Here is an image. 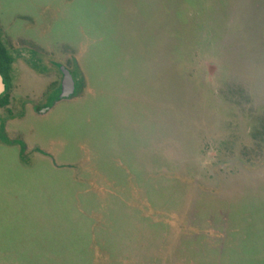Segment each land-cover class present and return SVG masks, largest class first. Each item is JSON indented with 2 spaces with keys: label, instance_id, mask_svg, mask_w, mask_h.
<instances>
[{
  "label": "rangeland",
  "instance_id": "374dc122",
  "mask_svg": "<svg viewBox=\"0 0 264 264\" xmlns=\"http://www.w3.org/2000/svg\"><path fill=\"white\" fill-rule=\"evenodd\" d=\"M0 38V264H264V0H0Z\"/></svg>",
  "mask_w": 264,
  "mask_h": 264
},
{
  "label": "water",
  "instance_id": "95a60500",
  "mask_svg": "<svg viewBox=\"0 0 264 264\" xmlns=\"http://www.w3.org/2000/svg\"><path fill=\"white\" fill-rule=\"evenodd\" d=\"M59 71H60V85H59V93L56 96V100H61V99H68L74 95L75 92V81L73 79V76L68 68H66L63 65L59 66ZM5 90V82L3 81V77L0 74V95L4 92ZM48 107H40L38 109V112L44 113L47 111Z\"/></svg>",
  "mask_w": 264,
  "mask_h": 264
},
{
  "label": "trees",
  "instance_id": "16d2710c",
  "mask_svg": "<svg viewBox=\"0 0 264 264\" xmlns=\"http://www.w3.org/2000/svg\"><path fill=\"white\" fill-rule=\"evenodd\" d=\"M11 63H12V57L10 56L8 49L6 48V46L4 45L3 41L0 38V74L2 75L3 81L5 82V90L0 95V106H4L8 101V93L10 91V81H11ZM54 88L55 87H52L51 89ZM54 99H56V97ZM19 144L21 146L20 151H23V144L21 142H19Z\"/></svg>",
  "mask_w": 264,
  "mask_h": 264
}]
</instances>
